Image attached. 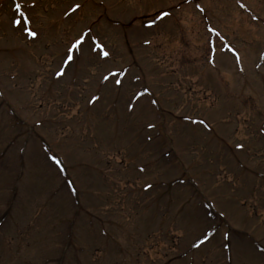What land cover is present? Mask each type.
I'll list each match as a JSON object with an SVG mask.
<instances>
[{"label": "rangeland", "instance_id": "obj_1", "mask_svg": "<svg viewBox=\"0 0 264 264\" xmlns=\"http://www.w3.org/2000/svg\"><path fill=\"white\" fill-rule=\"evenodd\" d=\"M0 264H264V0H0Z\"/></svg>", "mask_w": 264, "mask_h": 264}]
</instances>
